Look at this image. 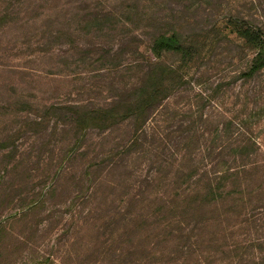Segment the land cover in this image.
<instances>
[{"label":"rangeland","instance_id":"rangeland-1","mask_svg":"<svg viewBox=\"0 0 264 264\" xmlns=\"http://www.w3.org/2000/svg\"><path fill=\"white\" fill-rule=\"evenodd\" d=\"M257 7L261 13L264 0H0V264L141 262L145 236L159 233L154 197L181 183L167 168L159 177L156 149L129 152L127 122L78 135L68 111L121 98L136 81L133 64L146 34L167 20L205 32L229 13L254 15ZM247 59L218 37L194 74L199 82L187 88L193 111L204 101L195 104L194 95H211ZM250 89L242 92L251 96ZM236 105L227 98L225 109L231 115ZM258 135L262 160L264 123ZM203 146L197 152L209 161ZM246 183H264V170L246 175ZM150 244L153 255L143 264L203 261L204 254L185 258L170 244Z\"/></svg>","mask_w":264,"mask_h":264},{"label":"trees","instance_id":"trees-1","mask_svg":"<svg viewBox=\"0 0 264 264\" xmlns=\"http://www.w3.org/2000/svg\"><path fill=\"white\" fill-rule=\"evenodd\" d=\"M254 10L247 16L229 13L205 32L167 20L161 29L146 34L133 64L138 67L136 81L123 89L121 98L105 107L75 105L68 115L65 112L78 135L127 122L129 152L156 149L159 177L167 168L174 170L173 183L185 184H169L164 194L154 197L151 208L159 219V233L156 238L145 236L146 247L152 238L156 247L166 250L170 244L185 258L197 260L204 254L200 264H264V183H246V175L264 170L258 142L264 123V90H259L264 84V8L261 13L259 7ZM220 36L239 45L248 59L239 71L220 79L211 95H194L195 104L204 100L195 112L187 88L199 82L194 74ZM168 57L173 60L166 61ZM250 85L253 93L248 96V90L242 91ZM230 97L237 102L231 115L225 109ZM19 103L26 104L21 99ZM202 144L209 161L197 152ZM130 218L128 223L135 222ZM146 247L137 264L153 255L154 248Z\"/></svg>","mask_w":264,"mask_h":264}]
</instances>
